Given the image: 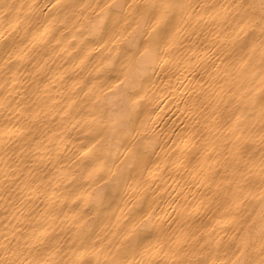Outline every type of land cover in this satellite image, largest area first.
Instances as JSON below:
<instances>
[{
  "label": "bare ground",
  "instance_id": "obj_1",
  "mask_svg": "<svg viewBox=\"0 0 264 264\" xmlns=\"http://www.w3.org/2000/svg\"><path fill=\"white\" fill-rule=\"evenodd\" d=\"M0 264H264V0H0Z\"/></svg>",
  "mask_w": 264,
  "mask_h": 264
},
{
  "label": "rangeland",
  "instance_id": "obj_2",
  "mask_svg": "<svg viewBox=\"0 0 264 264\" xmlns=\"http://www.w3.org/2000/svg\"><path fill=\"white\" fill-rule=\"evenodd\" d=\"M127 26V25H126ZM127 28V27H126ZM126 28H123V26H121V29H122V31H124V29H126ZM121 29L120 30H118V32L116 33V35H117V39H119V37H120V34L122 33V32H120L121 31ZM115 39V38H114ZM113 42H114V40H113ZM112 42V43H113ZM86 116L87 115H84V118L86 119ZM87 147H89V145L87 146Z\"/></svg>",
  "mask_w": 264,
  "mask_h": 264
}]
</instances>
